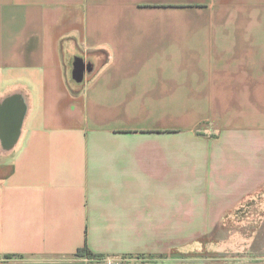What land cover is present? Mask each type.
<instances>
[{
	"label": "crops",
	"instance_id": "0c3cea01",
	"mask_svg": "<svg viewBox=\"0 0 264 264\" xmlns=\"http://www.w3.org/2000/svg\"><path fill=\"white\" fill-rule=\"evenodd\" d=\"M262 192L264 0H0V264H264Z\"/></svg>",
	"mask_w": 264,
	"mask_h": 264
},
{
	"label": "rangeland",
	"instance_id": "374dc122",
	"mask_svg": "<svg viewBox=\"0 0 264 264\" xmlns=\"http://www.w3.org/2000/svg\"><path fill=\"white\" fill-rule=\"evenodd\" d=\"M263 201L264 193L262 192L254 199L245 202L243 207L239 208L233 215H231V217L229 218L230 224L225 227L229 230L228 244L231 245L229 246L230 249L241 251L244 247H252L251 249L253 251L258 250L259 248L262 249L261 246L264 241V226H262L261 224L262 219L259 221L260 224L257 225V223H259L258 219L260 218V216L264 217V208L262 210L261 208L257 209V204L259 205ZM258 251L260 252V254L262 253L260 250ZM249 255V253H240V251L239 254H237V256ZM231 256L236 255L232 254Z\"/></svg>",
	"mask_w": 264,
	"mask_h": 264
},
{
	"label": "trees",
	"instance_id": "16d2710c",
	"mask_svg": "<svg viewBox=\"0 0 264 264\" xmlns=\"http://www.w3.org/2000/svg\"><path fill=\"white\" fill-rule=\"evenodd\" d=\"M75 256L76 257L86 256L90 260H101V259H103V257H101V256H96V255L91 254L86 247L78 250L77 254ZM5 258L10 259L12 257L11 256H7Z\"/></svg>",
	"mask_w": 264,
	"mask_h": 264
},
{
	"label": "built area",
	"instance_id": "2783aa9c",
	"mask_svg": "<svg viewBox=\"0 0 264 264\" xmlns=\"http://www.w3.org/2000/svg\"><path fill=\"white\" fill-rule=\"evenodd\" d=\"M106 264H121V262L118 260H110V261H107Z\"/></svg>",
	"mask_w": 264,
	"mask_h": 264
}]
</instances>
